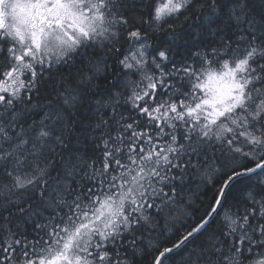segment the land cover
Masks as SVG:
<instances>
[{"label":"snow or ice","instance_id":"6c2138e0","mask_svg":"<svg viewBox=\"0 0 264 264\" xmlns=\"http://www.w3.org/2000/svg\"><path fill=\"white\" fill-rule=\"evenodd\" d=\"M0 264H264V0H0Z\"/></svg>","mask_w":264,"mask_h":264}]
</instances>
